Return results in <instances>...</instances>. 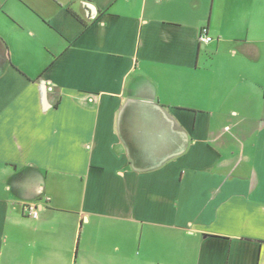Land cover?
<instances>
[{"label": "crops", "instance_id": "crops-1", "mask_svg": "<svg viewBox=\"0 0 264 264\" xmlns=\"http://www.w3.org/2000/svg\"><path fill=\"white\" fill-rule=\"evenodd\" d=\"M0 264H264V0H0Z\"/></svg>", "mask_w": 264, "mask_h": 264}, {"label": "built area", "instance_id": "built-area-1", "mask_svg": "<svg viewBox=\"0 0 264 264\" xmlns=\"http://www.w3.org/2000/svg\"><path fill=\"white\" fill-rule=\"evenodd\" d=\"M199 40L202 43H206V42H209L211 40L210 37L207 36L205 28L201 29V31L199 33ZM46 199L48 200L49 198H46ZM22 211L25 215H27L31 218H36L38 215L37 204L25 203L22 206Z\"/></svg>", "mask_w": 264, "mask_h": 264}]
</instances>
